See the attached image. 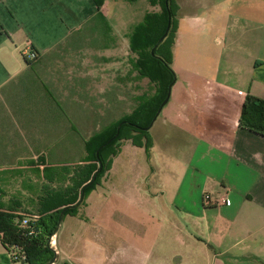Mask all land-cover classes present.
<instances>
[{
	"label": "crops",
	"instance_id": "crops-1",
	"mask_svg": "<svg viewBox=\"0 0 264 264\" xmlns=\"http://www.w3.org/2000/svg\"><path fill=\"white\" fill-rule=\"evenodd\" d=\"M175 3L176 77L162 110L168 145L187 154L167 214L176 247L129 253L140 264H264V137L240 123L247 96L264 98V0ZM110 12L106 0H0V206L33 208L45 188L19 196V184L51 181L67 149L85 147L80 125L130 112L147 79L157 92ZM19 263L0 241V264Z\"/></svg>",
	"mask_w": 264,
	"mask_h": 264
},
{
	"label": "rangeland",
	"instance_id": "rangeland-1",
	"mask_svg": "<svg viewBox=\"0 0 264 264\" xmlns=\"http://www.w3.org/2000/svg\"><path fill=\"white\" fill-rule=\"evenodd\" d=\"M106 1L111 8L110 20L112 23L116 22L117 16L126 36L133 33L134 27L144 22L147 13L160 12L159 6L152 7L151 0ZM174 8L177 9L176 4ZM179 16L177 13V18ZM22 61L24 62L23 59ZM131 67L133 74V64ZM143 91L140 95L132 94L130 112L119 109L114 113L116 118L112 124L129 116L140 99L143 102L154 95V87H151L148 79ZM164 117L165 111L162 110L149 130L148 137L152 146L148 152L143 148L139 149L131 141H125L121 143L117 156L105 160V171L99 178V185L86 195L75 216L65 217L58 233L51 239V247L57 256L55 264H140L136 253L130 254L129 250L137 251L141 247L156 246L157 254L167 258L176 247L167 214L170 216L174 213L171 211L173 181L183 171L187 154L179 156L180 152L173 144L171 147L175 158L172 161L168 143L173 141L169 140L171 134L164 125ZM86 123L88 122H84ZM84 124L80 127L83 136L88 138L86 143L91 142L93 136L108 126L104 123L99 127L93 123ZM61 158V167L51 169L56 172L52 177L49 176L51 181L48 179L45 184H19V196L22 190H26L28 194H38L41 187L46 189L75 186L80 194L84 187L79 181L81 174L88 166L99 169L91 146L89 150L84 146L76 150L68 148L65 157ZM150 168H156L152 172V180L149 178L148 184H142L139 177L146 172L148 174ZM172 171L177 172L175 176ZM24 186L29 188H22ZM0 207L5 208V203ZM26 211L31 212L34 209L30 207ZM144 231L150 237H143Z\"/></svg>",
	"mask_w": 264,
	"mask_h": 264
},
{
	"label": "trees",
	"instance_id": "trees-1",
	"mask_svg": "<svg viewBox=\"0 0 264 264\" xmlns=\"http://www.w3.org/2000/svg\"><path fill=\"white\" fill-rule=\"evenodd\" d=\"M175 4V0H151L152 7L159 6L160 12L147 13L144 22L133 30L130 47L132 52L138 56L141 75L157 84L158 90L151 98L143 102L140 99L139 104L129 116L106 126L99 134L92 137L91 142H85L87 150L90 146L93 147L99 169H92L88 166L87 170L81 174L79 181L85 188L83 199L81 200L82 192L79 194V189L75 186L46 188L44 195L33 199L36 201L33 206L34 211H25L20 214L0 207V241L12 254H18L17 258L12 257L15 262L49 264L57 257L51 247V239L58 233L61 215L62 224L66 216L77 214L86 195L99 185L97 184L99 178L105 171L103 166L105 160L117 156L121 143L125 141H131L133 145L145 149L146 152L152 146L148 137L149 131L145 129L156 117L162 103L167 98L169 86L174 84L176 77L172 69V46L177 33ZM169 15L171 16L170 30L165 39L159 43L166 33ZM25 59L27 61V58ZM37 59L38 56L35 53L33 60ZM240 123L264 137V98L247 96L243 104ZM119 127V135L115 137ZM98 150L99 157H97ZM100 166H102L101 169ZM51 169L49 171L53 172ZM95 175V181L90 184Z\"/></svg>",
	"mask_w": 264,
	"mask_h": 264
},
{
	"label": "water",
	"instance_id": "water-1",
	"mask_svg": "<svg viewBox=\"0 0 264 264\" xmlns=\"http://www.w3.org/2000/svg\"><path fill=\"white\" fill-rule=\"evenodd\" d=\"M170 26H171V16L169 15V23H168V26H167L166 33H165L164 36L159 40V43H161V42L165 39V37L167 36V34H168L169 30H170ZM152 54H154V50H152ZM172 86H173L172 84L169 86L167 98H166L165 101L162 103V105H161V107H160V109H159V111H158L156 117H155L154 120L152 121L151 125H150L148 128L145 129L146 131H149V130H150V128L153 126L154 122L156 121L157 117H158L159 114L161 113L163 107H164V106L166 105V103L169 101L170 96H171V92H172ZM120 127H121V126H120ZM120 127L118 128V132H117V134H116L115 137H117V136L119 135ZM97 157H99V150L97 151ZM101 168H102V166H100V169H101ZM95 179H96V175L94 176V178H93V180L90 182V184L93 183V181H95ZM88 185H89V184H88ZM86 186H87V185H86ZM86 186H85V187H86ZM84 189H85V188H83V190H82V197H81V200L83 199ZM61 220H62V215H61V217H60V220H59L60 223H59V226H58V227H60ZM56 260H57V257H55V258H54L49 264H55Z\"/></svg>",
	"mask_w": 264,
	"mask_h": 264
},
{
	"label": "built area",
	"instance_id": "built-area-1",
	"mask_svg": "<svg viewBox=\"0 0 264 264\" xmlns=\"http://www.w3.org/2000/svg\"><path fill=\"white\" fill-rule=\"evenodd\" d=\"M34 58V57H33ZM207 199H209V196L208 197H206ZM25 223H26V221H25ZM14 256V258H17V256H18V254L17 253H13L12 254V257Z\"/></svg>",
	"mask_w": 264,
	"mask_h": 264
}]
</instances>
